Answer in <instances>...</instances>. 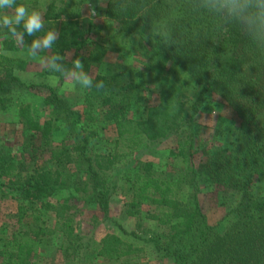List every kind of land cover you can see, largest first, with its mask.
Listing matches in <instances>:
<instances>
[{
  "label": "trees",
  "instance_id": "obj_1",
  "mask_svg": "<svg viewBox=\"0 0 264 264\" xmlns=\"http://www.w3.org/2000/svg\"><path fill=\"white\" fill-rule=\"evenodd\" d=\"M17 2L41 10L45 29L25 36L22 46L2 30L0 51L27 50L43 31L55 30L57 42L45 57L73 52L71 60L65 58L70 68L85 51L84 70L94 85L103 81L104 87L82 90L81 108H75L51 86L52 74L44 67L43 82L26 83L16 72L27 63L0 53V110L9 106L14 92L41 96L48 110L40 120L29 105H21L13 124L18 142L0 134V197L9 195L16 202L8 232L0 226V264H44L41 254L46 255L52 240V253L60 252L62 264H139L144 248L114 233L98 241L79 234L69 202L94 206L107 219L123 180L130 191L125 215L165 229L146 240L161 261L264 264V194L251 192L254 178L264 177V48L239 25L211 15L203 0H107L104 15L110 23L91 49L86 48L80 9L86 3L94 18L101 10L99 0ZM132 36L138 38L144 69L138 84L132 65L104 61ZM148 86L156 92L155 104L138 94ZM211 96L220 98L237 122L228 141L206 152L197 172L191 162L197 154L196 117ZM102 131L111 132L114 141L105 153L95 149L103 142ZM60 135L57 146L53 137ZM173 137L177 142L169 151L171 168L181 170L183 182L156 176L151 162L134 155L151 152ZM126 165L128 172L122 176ZM183 187L190 190L185 200ZM202 187L210 194L217 189L219 198H233L215 225L200 211L197 194ZM66 189L69 200L51 201ZM144 206L153 210L143 212Z\"/></svg>",
  "mask_w": 264,
  "mask_h": 264
},
{
  "label": "rangeland",
  "instance_id": "obj_2",
  "mask_svg": "<svg viewBox=\"0 0 264 264\" xmlns=\"http://www.w3.org/2000/svg\"><path fill=\"white\" fill-rule=\"evenodd\" d=\"M59 1V0H58ZM61 1V0H60ZM83 3V2H82ZM107 0H99L100 11L98 14L91 18L89 14L88 7L86 3L80 9V20L83 21V32L85 34L86 48L91 49L92 43L95 41H100L103 36L106 35V26L110 23L104 15V8L106 6ZM2 37L0 36V44ZM138 38L136 36L130 37L125 43L124 47L117 48L112 52H109L105 57L104 61L106 63L115 64L117 66H130L134 68V76H138L137 84L140 81L139 76L143 77L144 73L142 60L138 56ZM140 52V51H139ZM1 54L12 57L20 58L27 63V66L23 71H17L16 75L26 83H41L44 79L40 77L42 71V64L39 61L29 60L26 55V49H21L12 52H3ZM45 51L40 52V56L45 57ZM85 51L82 52L81 58L83 64L87 62ZM73 57V52L66 54L65 58L71 60ZM136 78V79H137ZM50 82V81H48ZM70 81L64 79L61 83L58 82L55 86L59 89V92L64 95L75 108H81L83 94L82 89L77 88L76 90H70L68 85ZM138 93L140 96L143 95L147 98L150 104H155L157 101L156 92L151 88V86L140 88ZM21 105H29L32 108L33 113L38 117V119H44L48 114L47 107L43 104L41 96H25L18 93H13L11 95V102L9 106L5 109L0 110V134L5 140L9 142H18L15 127L13 124L16 123V111ZM134 109L132 110V113ZM141 112L137 111L136 114ZM237 119L233 112L224 106V103L217 96H211L210 99L205 102L201 111L196 117V125L199 130L196 135L197 143V154L192 158V166L197 169V172L201 170L202 164L205 162L208 152L210 149H215L214 147L223 145L229 140V135L233 126L236 125ZM19 138V137H18ZM101 138L103 142L98 145L95 149L101 153H105L107 150L113 147V135L111 132H101ZM53 140L58 146L59 142L63 140V137L56 136ZM177 142V137H173L164 141L160 146L151 152H137L134 155L141 157L143 161L151 162L154 165V174L162 179L175 180L178 182H183L184 174L181 170H174L171 168L172 162L169 158V151L175 147ZM129 167V165L121 167L123 176L128 171H124ZM126 172V173H125ZM124 181V180H123ZM120 181L117 186L116 193L113 195L109 206V214L106 219V215L99 212L94 206H84L82 202L77 200H69L68 195L69 190H63L61 192L53 194L51 197L52 202H58L63 200H69V202L75 208L76 221L79 224L78 232L81 235H89L98 241L103 235L107 233H114L121 237L122 240L133 244L136 247L144 248V256L138 261L139 264H171L168 260H160L151 250L150 245L146 243V240L150 239L153 234H160L165 231V229L158 226L152 221H147L142 218H130L125 215V204L129 201L130 191L129 186ZM204 184V183H203ZM184 192L182 198L185 200L188 196L190 190L187 187H183ZM192 192V191H191ZM197 194L198 204L200 211L206 217L207 221L211 225H215L222 220L228 211L233 198H228V195L219 198L218 190L212 189V193L202 187ZM251 192L254 195L264 194V177H256L253 180L251 186ZM209 194V195H208ZM152 208L148 206L143 207V212L149 211ZM153 210V209H152ZM16 212V202L12 200L10 196L0 197V226L5 225V229H10L9 223H12L11 215ZM9 226V227H8ZM119 226L121 230L120 231ZM125 232V233H124ZM134 236H133V235ZM47 246V245H46ZM56 246V241H51V243L45 248L46 255L41 254L42 263L44 264H62V255L59 253L53 254L52 247ZM43 251V250H42Z\"/></svg>",
  "mask_w": 264,
  "mask_h": 264
},
{
  "label": "clouds",
  "instance_id": "obj_3",
  "mask_svg": "<svg viewBox=\"0 0 264 264\" xmlns=\"http://www.w3.org/2000/svg\"><path fill=\"white\" fill-rule=\"evenodd\" d=\"M203 7L213 16L220 18L225 24H237L258 46L264 48V0H203ZM95 15V9L92 10ZM45 29L43 12L35 8L29 9L17 0H0V31L7 30L8 35L15 38L18 45H23L25 36L32 37ZM58 33L48 29L43 35L32 40L26 50L29 60L39 61L45 70L52 75L50 84L55 87L59 77L70 81L68 88L86 90L103 88V81L93 84V77L84 70V64L76 59L67 67L65 57L52 54L41 57V51H50L56 44ZM56 74H59L58 76Z\"/></svg>",
  "mask_w": 264,
  "mask_h": 264
}]
</instances>
